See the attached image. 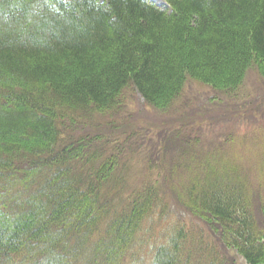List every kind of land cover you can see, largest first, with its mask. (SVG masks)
<instances>
[{"label": "trees", "instance_id": "obj_1", "mask_svg": "<svg viewBox=\"0 0 264 264\" xmlns=\"http://www.w3.org/2000/svg\"><path fill=\"white\" fill-rule=\"evenodd\" d=\"M164 1L0 0V264H120L144 219L176 202L160 190L173 167L152 179L159 165L146 159L149 179L129 185L114 177L129 166L123 144L78 134V121L122 115L131 89L167 111L189 82L233 95L253 68L264 80V0ZM218 163L178 194L207 226L198 253L217 259L214 239L264 264L255 203L231 182L213 190ZM182 236L156 264L191 263V252L178 260Z\"/></svg>", "mask_w": 264, "mask_h": 264}, {"label": "rangeland", "instance_id": "obj_2", "mask_svg": "<svg viewBox=\"0 0 264 264\" xmlns=\"http://www.w3.org/2000/svg\"><path fill=\"white\" fill-rule=\"evenodd\" d=\"M147 1L160 8L166 7L164 0ZM121 105L120 116L92 113L93 121L87 118L88 124L78 121L86 126H77L82 129L78 134L94 136L100 133L104 136L101 140L107 138L111 149V143H117V140L122 143L118 155L129 166L124 173L120 167L114 177L125 176L129 185L139 187L149 179L151 169L146 159L155 160L159 165V171L150 173L152 179H158L161 170L165 173L173 167V173L165 179L168 188L160 190L176 202L165 210L156 208L144 219L129 246L128 255L120 264H156L160 248L169 246L178 234L187 237L179 240V261H184L185 253L191 252L189 264H248L234 250L214 239L212 255L217 259L198 253L199 249L208 248L207 226L180 205L178 194L184 196L187 189L195 187L193 180L203 174L200 167L206 166V169L219 161L214 178L220 181L210 179L211 186L217 185L213 190H223L222 181L245 189L248 199L255 203L256 222L264 229V80L258 71L249 70L243 85L233 95L215 94L207 86L189 82L177 105L167 111L150 109L133 89L125 94ZM175 130L180 133L175 134ZM165 135L167 139L175 135L179 138L172 140L173 145L167 148L165 143L169 140ZM108 154L98 160L102 161ZM121 191L126 194L128 189Z\"/></svg>", "mask_w": 264, "mask_h": 264}]
</instances>
